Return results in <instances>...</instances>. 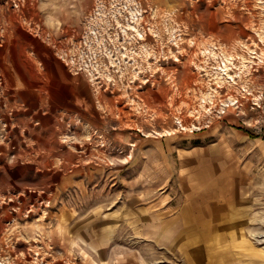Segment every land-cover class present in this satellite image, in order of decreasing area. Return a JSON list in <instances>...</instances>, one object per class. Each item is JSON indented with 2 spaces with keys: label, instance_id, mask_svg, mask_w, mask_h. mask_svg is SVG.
Here are the masks:
<instances>
[{
  "label": "rangeland",
  "instance_id": "obj_1",
  "mask_svg": "<svg viewBox=\"0 0 264 264\" xmlns=\"http://www.w3.org/2000/svg\"><path fill=\"white\" fill-rule=\"evenodd\" d=\"M5 1L0 264H193L142 225L220 139L264 264V0Z\"/></svg>",
  "mask_w": 264,
  "mask_h": 264
},
{
  "label": "crops",
  "instance_id": "obj_2",
  "mask_svg": "<svg viewBox=\"0 0 264 264\" xmlns=\"http://www.w3.org/2000/svg\"><path fill=\"white\" fill-rule=\"evenodd\" d=\"M11 8L9 2L0 0L2 44L8 38L13 41V24L19 22L7 14ZM25 35L45 41L32 32ZM0 57L4 58L2 45ZM220 140L219 145L216 140H200L181 149L185 154L177 166L178 191L163 200L156 222L142 225L143 232L155 233L163 244L187 252L185 258L193 264H239L246 256L252 258L254 250V229L251 232L248 224L255 220L244 200L246 179L228 142L224 146Z\"/></svg>",
  "mask_w": 264,
  "mask_h": 264
}]
</instances>
